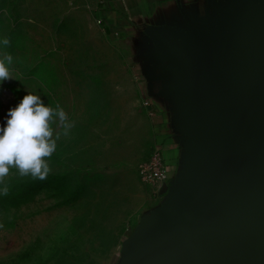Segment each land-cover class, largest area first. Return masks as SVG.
<instances>
[{"label":"rangeland","instance_id":"374dc122","mask_svg":"<svg viewBox=\"0 0 264 264\" xmlns=\"http://www.w3.org/2000/svg\"><path fill=\"white\" fill-rule=\"evenodd\" d=\"M0 37L10 41L0 56L14 58L0 123L28 92L73 123L45 158L44 180L14 167L3 178L0 264H117L132 218L163 199L137 176L149 149L133 104L145 83L137 62L102 32L92 0H0Z\"/></svg>","mask_w":264,"mask_h":264},{"label":"water","instance_id":"95a60500","mask_svg":"<svg viewBox=\"0 0 264 264\" xmlns=\"http://www.w3.org/2000/svg\"><path fill=\"white\" fill-rule=\"evenodd\" d=\"M180 5V2H179ZM135 47L181 152L117 264H264V0H204Z\"/></svg>","mask_w":264,"mask_h":264},{"label":"crops","instance_id":"0c3cea01","mask_svg":"<svg viewBox=\"0 0 264 264\" xmlns=\"http://www.w3.org/2000/svg\"><path fill=\"white\" fill-rule=\"evenodd\" d=\"M204 0H92L94 15L102 32L108 37L111 44L125 55H129L133 64L135 47L144 36H153L156 28L172 21L181 22L178 8L180 5L186 11H193ZM180 2V5H179ZM134 67V64H133ZM137 67L140 66L137 63ZM132 80L134 76L130 77ZM140 93L135 92L133 104L138 112L146 116L149 150L154 146L161 148L162 154L168 163L172 176L176 173L181 146L175 140L169 121V116L164 105L150 96L146 85L142 81L138 83ZM136 91V90H135ZM149 98L150 104L141 107L139 100ZM140 98V99H139ZM144 159V158H143ZM134 216L131 226L133 228L138 221Z\"/></svg>","mask_w":264,"mask_h":264},{"label":"clouds","instance_id":"9594fccd","mask_svg":"<svg viewBox=\"0 0 264 264\" xmlns=\"http://www.w3.org/2000/svg\"><path fill=\"white\" fill-rule=\"evenodd\" d=\"M9 43L7 37H0V48H6ZM13 60L11 54L0 56V85L13 78ZM57 121L60 131L54 133L52 124ZM72 127L73 123L59 104L55 108L47 106L41 95L32 92L10 107L0 123V195L8 191L2 181L10 168L18 169L20 176L44 180L50 171L45 158L51 157L57 140L61 135L67 136Z\"/></svg>","mask_w":264,"mask_h":264},{"label":"built area","instance_id":"2783aa9c","mask_svg":"<svg viewBox=\"0 0 264 264\" xmlns=\"http://www.w3.org/2000/svg\"><path fill=\"white\" fill-rule=\"evenodd\" d=\"M141 107L150 104L149 98H141ZM137 176L141 184L154 195H161V189L172 178V172L165 160L161 148L154 146L150 153L137 164Z\"/></svg>","mask_w":264,"mask_h":264}]
</instances>
